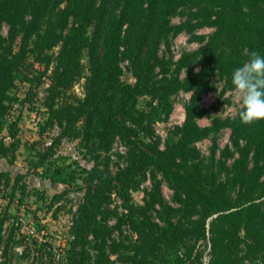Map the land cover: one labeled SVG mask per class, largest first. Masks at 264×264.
<instances>
[{"label":"trees","instance_id":"16d2710c","mask_svg":"<svg viewBox=\"0 0 264 264\" xmlns=\"http://www.w3.org/2000/svg\"><path fill=\"white\" fill-rule=\"evenodd\" d=\"M205 28L213 32L198 34ZM182 33L202 45L173 61L172 42ZM253 51L264 54V0H0V158L14 159L21 144L10 108L37 101L46 86L45 125L60 128L59 141L79 140L92 164L59 167L54 144L34 143L31 169L67 185L78 172L85 193L58 256L52 244L35 241L20 243L18 253L15 229L2 236L9 215L0 212L2 264H203L206 245L208 264L264 259V121L245 125L238 113L198 123L207 114L200 95L214 90L217 77L233 90V70ZM81 81L79 96L72 89ZM182 90L193 92L186 121L169 129L162 147L156 124ZM225 127L231 146L203 158L193 143ZM117 141L125 151L113 172ZM148 176L145 202L135 203L132 193ZM159 177L174 191L173 204ZM10 184L0 172V193Z\"/></svg>","mask_w":264,"mask_h":264},{"label":"rangeland","instance_id":"374dc122","mask_svg":"<svg viewBox=\"0 0 264 264\" xmlns=\"http://www.w3.org/2000/svg\"><path fill=\"white\" fill-rule=\"evenodd\" d=\"M172 22L178 24L180 18L175 17ZM212 32L213 29L205 28L200 30L198 34L208 36ZM201 45V43L192 40L189 35L182 33L173 39L170 55L173 57V61H178L184 52L196 51ZM185 75L186 71L183 73V77ZM124 79L127 82L133 81L131 74L127 71ZM82 85L83 81L77 83L72 91L81 96L83 94ZM214 86V90L200 95L199 109L207 112L205 116L198 119V123L202 127L211 126L213 121L218 118L221 120L234 118L241 110L233 90L224 88V81L217 77L214 79ZM45 87L41 88L37 101L26 102L25 104L16 102L10 108L9 120L17 123L15 129L16 139L20 140L21 144L14 159L0 158V172L8 173L11 178L9 188L0 193V212L7 211L9 215L2 236L5 239L8 238L11 230L15 229L14 233L17 241L15 250L18 253L23 251L24 245H27L26 243L35 241L38 245L52 244L58 256L61 252L60 248L72 239L70 233L72 216L85 193V184L78 172L77 179L70 185L63 182L52 183L50 179L37 174L29 164L33 157L32 148L36 142L41 143L37 147L42 146V144L48 146L54 144V151L56 152L54 157H61L58 160L59 167L76 162L82 167L90 168L92 164L90 157L85 155V150L80 146L79 140L62 138L59 141L56 138L60 134V128L57 126L51 128L49 125H45L48 117L43 106V97L46 93ZM192 96L193 92L184 90L175 94L172 97V113L166 120H161L156 124V135L160 137L162 147L165 146L169 129L182 127L185 123L186 107ZM148 102V98H141L140 106L146 107ZM231 136V129L225 127L213 132L207 138L194 142L193 145L199 150L203 158H209L213 148H217L216 155L220 157L221 151L231 146ZM3 142L7 145L13 142L11 134L7 131L3 133ZM123 151H125L124 145L117 141L112 150L114 156L113 172L118 171L121 163L118 159V153ZM72 169H77V165H73ZM19 176H21L20 179ZM17 179H19L20 184L15 192L16 196L13 198L11 191ZM159 180L162 181L165 200L167 203L173 204L174 191L162 177H159ZM23 185L27 186L25 193H23ZM151 185V177L148 176L139 185L138 189L132 193L133 201L144 204ZM66 190L67 196L56 198V195L66 193ZM20 243H24V245H19ZM2 247L0 244V264H2ZM200 251L205 252L202 256L203 264H208L210 261L208 246H201ZM244 264H264V259L253 262L246 260Z\"/></svg>","mask_w":264,"mask_h":264},{"label":"clouds","instance_id":"9594fccd","mask_svg":"<svg viewBox=\"0 0 264 264\" xmlns=\"http://www.w3.org/2000/svg\"><path fill=\"white\" fill-rule=\"evenodd\" d=\"M233 93L245 125L264 121V54L253 51L243 64L232 72Z\"/></svg>","mask_w":264,"mask_h":264}]
</instances>
